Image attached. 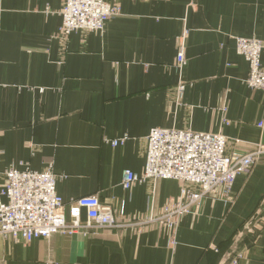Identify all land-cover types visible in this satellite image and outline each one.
<instances>
[{"label": "crops", "instance_id": "obj_1", "mask_svg": "<svg viewBox=\"0 0 264 264\" xmlns=\"http://www.w3.org/2000/svg\"><path fill=\"white\" fill-rule=\"evenodd\" d=\"M63 1L0 0V184L11 167L50 164L66 207L97 196L121 227L28 243L0 238L1 264H218L235 253L238 264H264V155L235 179L231 202L205 200L172 237L130 223L159 216L178 183L121 186L123 171L143 172L153 128L221 133L230 156L264 146L263 97L247 86L235 43L264 45V0H102L119 14L101 32L66 41L58 38ZM184 20L188 84L178 96L173 63ZM260 62L264 69V48Z\"/></svg>", "mask_w": 264, "mask_h": 264}, {"label": "built area", "instance_id": "obj_2", "mask_svg": "<svg viewBox=\"0 0 264 264\" xmlns=\"http://www.w3.org/2000/svg\"><path fill=\"white\" fill-rule=\"evenodd\" d=\"M118 14L116 6L102 0H64L59 12L58 38L66 41L71 33L78 31L101 32L105 22ZM189 32L184 20L175 40L173 63L180 78L176 89L178 96L188 84L181 78L186 65ZM235 43L236 53L248 65L246 84L251 90L260 92L264 101V69L260 62L264 45L255 38L237 37ZM258 127L262 128L263 123ZM126 141L124 137L109 143L116 147ZM228 141L221 133L151 129L146 137L143 172L123 171L121 186L124 191H131L134 186L147 181L173 180L179 185V194L164 203L159 216L132 218L130 226L140 228L150 224L167 236H173L184 217L200 214L205 200L231 202L235 179L251 174L264 155V146L258 144L243 156H230L226 154ZM56 180L50 164L42 172L18 171L12 167L5 170L0 184L1 239L28 243L58 234L87 236L96 234L99 229L121 227L113 210L102 205L97 196L71 200L66 207L56 192ZM83 213L85 222L82 221ZM218 264H238V256L235 253L231 259L223 258Z\"/></svg>", "mask_w": 264, "mask_h": 264}]
</instances>
